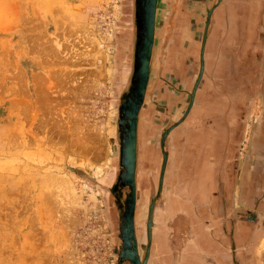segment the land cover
<instances>
[{
	"label": "rangeland",
	"instance_id": "obj_1",
	"mask_svg": "<svg viewBox=\"0 0 264 264\" xmlns=\"http://www.w3.org/2000/svg\"><path fill=\"white\" fill-rule=\"evenodd\" d=\"M203 3L195 5L196 14L203 15ZM129 7L130 0H0V264H115L109 189L119 149L113 102L124 87L122 63L131 56ZM201 19L187 27L198 30ZM192 39L185 37L180 61L175 58L170 69L180 64L183 81L193 75ZM171 76L168 86L162 84L172 96H155L140 122L139 151L143 157L149 147L153 156L139 160V197L156 183L155 142L180 102L178 79ZM253 114L243 135L246 150ZM260 229L249 253L253 264H264ZM177 237L175 259L183 244L176 245Z\"/></svg>",
	"mask_w": 264,
	"mask_h": 264
},
{
	"label": "flooded vegetation",
	"instance_id": "obj_2",
	"mask_svg": "<svg viewBox=\"0 0 264 264\" xmlns=\"http://www.w3.org/2000/svg\"><path fill=\"white\" fill-rule=\"evenodd\" d=\"M199 2L200 0H156L155 2L149 72L143 101L137 116L134 177L133 220L136 250L140 262H143L147 255L145 264H253L249 257L251 246L261 231L260 227L264 229V216L259 215L253 208L257 199L255 194L264 188V181L261 180V177L264 176V169L261 167L262 165L258 164L262 162V159L255 158L256 148L254 146L258 128L264 121L263 49L256 53L254 59L256 63L254 61L248 62L242 68L245 84L235 85L236 95L230 101L229 111L235 113L234 118L237 120L238 129L231 148L226 150L219 148L215 155V148L211 149L212 145L208 143V138L214 134L212 126L208 125V120H211L209 118L211 103L208 101V95H205L207 97L201 108L205 112L204 116H195V112H201L197 105L198 94L200 92L211 94L212 91L209 83L210 75L208 74L209 65L212 62L208 47L211 17L203 47L202 40L208 11L221 1L204 0L203 15L194 12L195 5ZM129 13L131 18L128 25L130 32L128 29L126 32L130 37L127 42L130 44L128 53H131V56L128 58L127 55L125 63H122L123 66H121L120 80L124 87L119 96L129 88L133 74L136 38L135 0H130ZM197 19L202 20V25L199 26L200 28L198 27V30L193 31L187 27L188 22ZM198 31L200 37L196 40L194 32ZM185 37L188 39L193 37L190 42L191 50H189L191 51L189 59L192 63L189 65V69L192 68L193 75L183 81V79H179L181 75L179 74L181 69H178L180 64L177 66V72L170 69L172 64H175L176 59L180 61L179 55L183 52L181 47ZM123 47L125 49L126 42L123 43ZM174 53L178 56L175 57ZM201 62L202 74L198 80ZM168 74L172 75V78L178 79L175 86L178 87L177 96L180 102L174 106L176 108H171V110L173 109L171 116L169 120L167 118V124L162 126L155 142L158 154L157 165L154 170L156 183L151 186L148 194L143 193L142 197H139L137 177L139 160L140 158L145 159V155L147 159L151 160L153 156L149 147H146L143 157L139 151L141 136L139 126L144 119L143 112L154 105L153 103H156L155 96L159 99H161V94H167L168 97L172 96L170 87L167 88L166 85L162 84L164 81L168 86L169 83L166 81ZM152 90H156L153 97L151 95ZM160 90L161 93H159ZM193 90L195 91L190 105ZM238 95L241 98L237 100ZM255 98L258 101L259 116L257 121H254V128L252 127L250 130L247 150L242 157L246 161L243 165H239L238 159L241 158V148L245 141L243 135L247 129L251 111H253L252 105ZM166 106L168 107V101L163 103L165 110ZM116 109L118 114V108L116 107ZM163 114L165 115V112ZM199 128L202 129L201 132ZM165 131V138L161 143ZM204 138L205 140H203ZM225 151L228 155H225ZM164 152L166 153V161L160 192L152 211V225L148 244V211L152 199L158 192ZM214 160H216V164H213L215 163ZM209 175L210 180L208 179ZM239 183L242 185L237 193L236 188ZM168 184H171V189L166 188ZM202 189L205 190V195H203ZM250 190L253 195H250ZM145 199L146 202L144 203ZM161 200H165V204L162 206V214H159ZM169 218L174 219L175 227L167 226L166 222ZM178 221L181 223L179 226H177ZM174 235H178L179 238L176 239H180V243L176 244L177 246L181 245V242L183 243L178 250L177 259H175L176 255L172 249Z\"/></svg>",
	"mask_w": 264,
	"mask_h": 264
},
{
	"label": "crops",
	"instance_id": "obj_3",
	"mask_svg": "<svg viewBox=\"0 0 264 264\" xmlns=\"http://www.w3.org/2000/svg\"><path fill=\"white\" fill-rule=\"evenodd\" d=\"M211 15L208 47L212 62L209 65L208 74L210 75L209 83L212 91L211 94L200 92L197 97V105L201 110L207 97L205 95H208V101L211 103L209 106L211 114L209 118L211 120H208V125L212 126V131H214L212 137L208 138V143H211V149L215 148L216 155L219 148L225 150L231 148L232 141L237 134V120L234 118L235 113L229 111V105L231 99L235 98L236 95L235 85L245 84L242 68L248 62H255V55L259 53L260 49H263L264 60V44H261L264 43V0H221L217 6L213 7ZM240 98L238 95L237 100ZM204 113L201 110V112H195V116L201 117L200 115H202L203 117ZM253 113L252 123L257 121L259 109H254ZM254 126L255 124H252L251 128ZM258 129L254 145L256 148L255 158L262 159V162L258 164L262 165L261 167L264 169V121ZM199 130L202 131L201 128ZM199 137L201 138L200 135ZM245 151L246 146L241 148V158L238 159L239 165H243L246 161L242 158ZM225 155H228L227 151H225ZM214 162L212 163L216 164V160ZM208 179H211L210 175ZM261 180L264 181V176L261 177ZM241 185L239 183L236 188L237 193ZM202 192L205 195V190L202 189ZM249 193L253 195L251 190ZM255 195L257 199L253 208L259 215L264 216V188Z\"/></svg>",
	"mask_w": 264,
	"mask_h": 264
},
{
	"label": "water",
	"instance_id": "obj_4",
	"mask_svg": "<svg viewBox=\"0 0 264 264\" xmlns=\"http://www.w3.org/2000/svg\"><path fill=\"white\" fill-rule=\"evenodd\" d=\"M221 0H218L220 2ZM156 0H135V56L130 85L113 103L118 108L116 118V138L118 143V172L109 189L110 220L113 227L112 252L115 264H145L139 261L134 233L135 206V165H136V128L139 108L142 104L149 72V59L153 40V22ZM214 7V6H213ZM213 7L208 11L202 47L205 43L207 27ZM202 74V62L198 80ZM197 80V81H198ZM191 94L190 105L193 101ZM189 105V107H190ZM188 107V108H189ZM162 136L161 143L165 138ZM166 161L163 153L161 176L157 195L152 199L148 211L147 239L150 241L152 211L161 188L162 174Z\"/></svg>",
	"mask_w": 264,
	"mask_h": 264
}]
</instances>
